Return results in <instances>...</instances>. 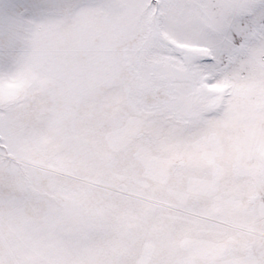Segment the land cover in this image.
<instances>
[{
  "label": "snow or ice",
  "instance_id": "snow-or-ice-1",
  "mask_svg": "<svg viewBox=\"0 0 264 264\" xmlns=\"http://www.w3.org/2000/svg\"><path fill=\"white\" fill-rule=\"evenodd\" d=\"M0 264H264V0H0Z\"/></svg>",
  "mask_w": 264,
  "mask_h": 264
}]
</instances>
